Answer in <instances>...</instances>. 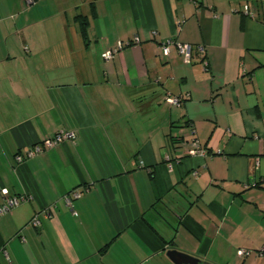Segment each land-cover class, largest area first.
I'll return each instance as SVG.
<instances>
[{"label":"crops","instance_id":"crops-1","mask_svg":"<svg viewBox=\"0 0 264 264\" xmlns=\"http://www.w3.org/2000/svg\"><path fill=\"white\" fill-rule=\"evenodd\" d=\"M263 130L264 0H0V264H264Z\"/></svg>","mask_w":264,"mask_h":264},{"label":"built area","instance_id":"built-area-1","mask_svg":"<svg viewBox=\"0 0 264 264\" xmlns=\"http://www.w3.org/2000/svg\"><path fill=\"white\" fill-rule=\"evenodd\" d=\"M33 2H34V0H26L27 4H31ZM247 8H248L247 5H245L244 10L247 11ZM178 24H180V23L178 22ZM131 42H139V38L137 36H134L130 41H127L125 43L124 42H118L116 47L108 49L102 53L103 59L106 62L110 61L113 58L114 53L117 50H120L125 44H129ZM160 48H161L162 54L165 56H168L171 49L174 48L182 56L183 61L186 63H189L192 61V55H193L192 53H193V50H195V52L198 55H200V57H201V64L205 68L208 65L207 60H206V56H205V46L204 45L192 46L191 44L182 43V42L176 41L170 37V38L164 40L160 44ZM168 101L173 103V104H177L179 102V98L178 97L177 98L176 97L175 98H169ZM73 136H74L73 133L60 132V133L55 134L54 137L45 139L43 141V144L47 148H52L55 145V143L60 142L67 137H73ZM190 146H191V148L189 150L190 153L204 154V151L199 147L196 140L192 141L190 143ZM41 150H42V147L39 144H36V145L32 146L30 149H28L23 156L29 157V156H32L36 153L41 152ZM261 153H262V155H264V130H263V137H262V151H261ZM23 156H20V155L17 156V158H16L17 161H22L24 159ZM1 194L3 195V202L0 204V216L8 213L13 207L18 205L20 201L27 199L25 196H21V197L9 196L7 194V190L5 188L1 189ZM79 194L80 193L78 191L73 192L74 197H78ZM64 200L67 204L71 203V199L69 196H65ZM263 206H264V203H263ZM46 214L48 216L51 215L50 212H46ZM29 223H31L35 227L38 226L40 223L38 214L33 215L31 217ZM259 253H264V246L259 250ZM5 254H6V252H5ZM248 254H249V251H247L245 249H239L237 251V255L239 257H243V256L248 255Z\"/></svg>","mask_w":264,"mask_h":264},{"label":"water","instance_id":"water-1","mask_svg":"<svg viewBox=\"0 0 264 264\" xmlns=\"http://www.w3.org/2000/svg\"><path fill=\"white\" fill-rule=\"evenodd\" d=\"M166 254L175 264H196L198 261L192 255L179 252L176 249H170Z\"/></svg>","mask_w":264,"mask_h":264},{"label":"trees","instance_id":"trees-1","mask_svg":"<svg viewBox=\"0 0 264 264\" xmlns=\"http://www.w3.org/2000/svg\"><path fill=\"white\" fill-rule=\"evenodd\" d=\"M93 7V6H92ZM93 10V9H92ZM74 19L77 20L80 24V33L83 37V39L86 38V30H87V24H88V19L86 16L81 15V14H76L74 16Z\"/></svg>","mask_w":264,"mask_h":264}]
</instances>
